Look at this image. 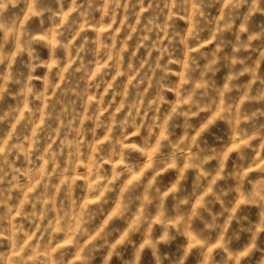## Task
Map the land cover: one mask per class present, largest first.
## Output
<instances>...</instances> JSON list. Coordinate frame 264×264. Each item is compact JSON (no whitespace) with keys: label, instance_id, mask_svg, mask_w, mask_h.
<instances>
[{"label":"clouds","instance_id":"9594fccd","mask_svg":"<svg viewBox=\"0 0 264 264\" xmlns=\"http://www.w3.org/2000/svg\"><path fill=\"white\" fill-rule=\"evenodd\" d=\"M0 264H264V0H0Z\"/></svg>","mask_w":264,"mask_h":264}]
</instances>
